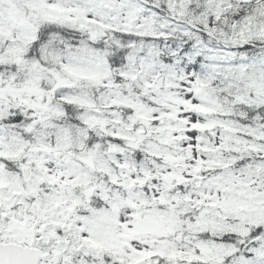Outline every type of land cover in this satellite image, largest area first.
<instances>
[{"label":"snow or ice","instance_id":"1","mask_svg":"<svg viewBox=\"0 0 264 264\" xmlns=\"http://www.w3.org/2000/svg\"><path fill=\"white\" fill-rule=\"evenodd\" d=\"M0 264H264V0H0Z\"/></svg>","mask_w":264,"mask_h":264}]
</instances>
